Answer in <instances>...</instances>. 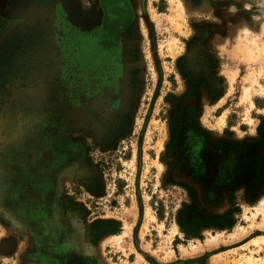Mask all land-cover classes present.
<instances>
[{
    "label": "rangeland",
    "instance_id": "rangeland-1",
    "mask_svg": "<svg viewBox=\"0 0 264 264\" xmlns=\"http://www.w3.org/2000/svg\"><path fill=\"white\" fill-rule=\"evenodd\" d=\"M11 2L6 0V9ZM79 3L88 11L92 0ZM134 5L128 36L130 121L119 139L121 153L114 156L120 159H112L106 148L91 150L101 172L99 188L86 177H60V196L72 211L67 216L74 233L67 239H78L79 248L99 264H260L264 185L256 196L249 190L254 168L223 191L219 206L211 207L203 204L199 186L184 172L176 182L168 179L170 160L163 153L170 120L196 103V121L209 138L244 145L243 168L255 165V141L264 145V0H135ZM8 49L6 56L0 54L1 162L15 159L16 149L27 156L41 152L35 148L34 131L18 126L23 121L9 109L21 102L13 98L11 106L1 98L7 95L5 88L17 89L29 75L39 81L44 63L24 72L12 63L19 57L13 53L17 46ZM188 79L201 84L187 96ZM160 204L162 210L156 209ZM205 211L229 212L233 224L187 233L183 227L196 231L202 219L210 218ZM86 228L99 239L94 246L81 241ZM31 238L0 201V264H68L36 258Z\"/></svg>",
    "mask_w": 264,
    "mask_h": 264
},
{
    "label": "flooded vegetation",
    "instance_id": "flooded-vegetation-1",
    "mask_svg": "<svg viewBox=\"0 0 264 264\" xmlns=\"http://www.w3.org/2000/svg\"><path fill=\"white\" fill-rule=\"evenodd\" d=\"M11 1L8 10L6 0H0V54L6 56L10 46H17L14 65L30 73L44 63L45 70L39 81V76L29 75L17 89L4 87L7 95L1 102H21L9 109L23 121L18 126L34 131L35 148L41 152L27 156L16 149L15 159L0 161L1 204L31 232L36 258L99 264L79 248L78 239H67L74 233L67 216L72 211L60 196V177H86L99 188L101 172L91 150L106 148L112 159H120L114 156L121 153L119 139L130 121L128 36L135 0H92L88 11L79 0ZM190 105L169 123L163 153L170 160L168 179L176 182L184 172L199 186L203 204L217 207L223 191L246 176L245 146L212 141ZM111 202L117 208L116 197ZM175 219L179 223L178 213ZM89 231L81 241L94 246L99 239Z\"/></svg>",
    "mask_w": 264,
    "mask_h": 264
},
{
    "label": "trees",
    "instance_id": "trees-1",
    "mask_svg": "<svg viewBox=\"0 0 264 264\" xmlns=\"http://www.w3.org/2000/svg\"><path fill=\"white\" fill-rule=\"evenodd\" d=\"M184 76L186 77L185 74ZM188 83H189V87H188L187 96L192 95V93L196 90V88L201 84V83L192 84V82L189 81V79H188ZM198 106H199L198 104L194 103L190 105V108L195 110L197 109ZM252 168H254V171H255V178L249 181L248 187L250 191H255V196H256L257 192H259L264 185V145L263 144L260 145L257 141H255V165H246L244 168V172ZM205 213L210 218L205 219V220L202 219V223L196 226V231H190L191 228L189 229V228L183 227L185 231L189 234L197 235V233L199 232V229H201L202 227H210L212 225H215L219 228H223L225 226L230 227L233 224V220L230 218L229 212L225 214H217V215L210 214L206 211ZM215 219H218V220L227 219V220L224 223H219ZM198 220H201V219H198Z\"/></svg>",
    "mask_w": 264,
    "mask_h": 264
},
{
    "label": "bare ground",
    "instance_id": "bare-ground-1",
    "mask_svg": "<svg viewBox=\"0 0 264 264\" xmlns=\"http://www.w3.org/2000/svg\"><path fill=\"white\" fill-rule=\"evenodd\" d=\"M171 21L173 22V21H175V19L172 17V18H171ZM175 22H176V21H175ZM173 23H174V22H173ZM176 27H177V28H180V24L177 23V22H176ZM242 50L245 51V52L247 51L248 53H250V51H248L247 48H244V47H243ZM243 53H244V52H243ZM260 236H261V235H260ZM260 236H259V237H260ZM263 238H264V237H263ZM253 239H255V238H253ZM256 239H258V237H257ZM251 240H252V239H251ZM260 240H262V239H260ZM258 241H259V240H258ZM258 241H256V242H258ZM262 241H263V240H262ZM254 242H255V241H254ZM259 242H260V241H259ZM248 260L250 261L251 258L249 257ZM252 260H253V259H252ZM252 260H251V261H252ZM255 260H256V259H255ZM249 261H248V262H249ZM251 261H250V262H251ZM253 261H254V260H253ZM255 262H256V261H254V262H252V263L254 264ZM255 264H257V263H255ZM260 264H264V259H263V261L260 262Z\"/></svg>",
    "mask_w": 264,
    "mask_h": 264
}]
</instances>
